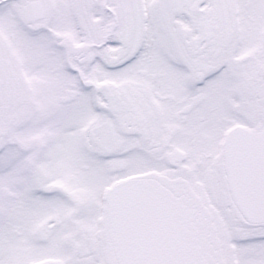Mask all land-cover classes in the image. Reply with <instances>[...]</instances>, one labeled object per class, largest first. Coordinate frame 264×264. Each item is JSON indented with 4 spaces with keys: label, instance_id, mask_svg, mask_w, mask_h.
I'll list each match as a JSON object with an SVG mask.
<instances>
[{
    "label": "snow or ice",
    "instance_id": "obj_1",
    "mask_svg": "<svg viewBox=\"0 0 264 264\" xmlns=\"http://www.w3.org/2000/svg\"><path fill=\"white\" fill-rule=\"evenodd\" d=\"M0 264H264V0H0Z\"/></svg>",
    "mask_w": 264,
    "mask_h": 264
}]
</instances>
